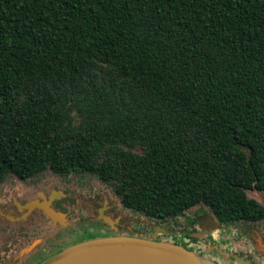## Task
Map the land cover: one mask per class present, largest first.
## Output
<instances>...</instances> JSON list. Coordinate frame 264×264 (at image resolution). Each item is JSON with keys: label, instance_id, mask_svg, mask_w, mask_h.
<instances>
[{"label": "trees", "instance_id": "16d2710c", "mask_svg": "<svg viewBox=\"0 0 264 264\" xmlns=\"http://www.w3.org/2000/svg\"><path fill=\"white\" fill-rule=\"evenodd\" d=\"M44 170L92 175L147 219L103 194L111 236L158 226L192 250L164 221H260L245 191L264 189V0H0V181ZM236 228L263 264L261 235Z\"/></svg>", "mask_w": 264, "mask_h": 264}, {"label": "flooded vegetation", "instance_id": "af4514ba", "mask_svg": "<svg viewBox=\"0 0 264 264\" xmlns=\"http://www.w3.org/2000/svg\"><path fill=\"white\" fill-rule=\"evenodd\" d=\"M49 185L45 190H40L37 186L29 190H21L18 193L9 190L7 186L3 187L5 190L0 189V264H35L34 262L44 253H50L54 249L60 250L64 245H60L58 240L61 232H63L62 234L68 232L70 242H76L84 235H92V238H97L118 231L116 226L119 218H111L108 215L112 204L107 198H104L103 191L85 190L80 194L75 188L66 189ZM31 203L45 205L53 213L60 214L61 220L52 221L37 207L28 211L26 206ZM100 210L102 215L110 219L111 225L104 223L99 218ZM203 215L212 218L207 212L196 215L194 218L195 228L188 230L192 232L191 234L201 232L202 227V231L205 232L202 236L207 235L204 229L206 224L202 218ZM226 226L220 225L219 229ZM240 236L243 237L241 234ZM210 239V236L209 238L202 237L205 242ZM242 239L245 245L249 244L246 237Z\"/></svg>", "mask_w": 264, "mask_h": 264}, {"label": "water", "instance_id": "95a60500", "mask_svg": "<svg viewBox=\"0 0 264 264\" xmlns=\"http://www.w3.org/2000/svg\"><path fill=\"white\" fill-rule=\"evenodd\" d=\"M33 207L41 209L52 221L61 220L60 214L53 213L45 205L31 203L26 209L29 211ZM98 214L104 223L111 225L110 219L102 215L101 210ZM202 218L207 234L220 228L210 216L203 215ZM162 231L163 229L154 226L148 239L117 235L86 240L64 248L42 264H215L197 256L192 250L158 240L157 235ZM200 231V236L205 233L202 227ZM228 258L233 264H253L248 256L232 254ZM230 261L224 264H231Z\"/></svg>", "mask_w": 264, "mask_h": 264}, {"label": "rangeland", "instance_id": "374dc122", "mask_svg": "<svg viewBox=\"0 0 264 264\" xmlns=\"http://www.w3.org/2000/svg\"><path fill=\"white\" fill-rule=\"evenodd\" d=\"M73 114L74 113L72 112L70 115L73 116ZM78 122H79V118L73 116V119L70 122V124L75 126L78 124ZM123 149H126V148H123ZM128 150L131 152H135V153L140 152L139 149L136 147L132 149H128ZM0 184H1L0 189L5 190V188L3 187L7 186L9 190L15 191L16 193H18L21 190H29L30 188L31 189L35 188L37 186L40 190H45L47 185L49 184L51 186L56 185V186H60L66 189L75 188L77 192H79L80 194L84 193L85 190H88V191L101 190L103 191L104 194L107 195V198L114 203V207L117 210V213L130 216V217L133 216L134 218L139 220L138 221L139 224H137L134 221H131V226L135 230L137 229L140 230L143 228L140 224L141 221L142 222L147 221V219H145L141 215L135 214L131 212L130 210H126L122 208L118 202V199L112 193L111 185L101 183L94 176L89 175V174L75 172V173H70L66 176H57V175L52 174L49 170H44L40 174L34 176L33 178L27 179L25 181H19L12 175H6ZM23 192H26V191H23ZM245 194L247 198L255 200L257 203H259L264 208V189L263 190H255V189L246 190ZM206 212H207V209L205 207L195 206V207H192L184 211L181 215L171 220H166L164 222L174 227L175 229L191 230L192 228H195V222H194L195 216L206 213ZM239 224L244 225V226H250L251 229L255 230V232L261 235L263 242H264V217L260 221L255 222V223H236L235 225H227L226 227H223L222 229H214L209 233V235L207 234L205 236L208 238L210 236L213 239H222L224 238V236L227 235L230 239H232V241L236 245H241L243 246L244 249H247L248 247L243 243L244 242V240L242 239L243 237L240 236V234L242 235V233L239 232L236 228V226ZM62 233L63 232H61V236L58 237L60 245L64 244L60 248V250L57 251L54 249L50 253H44L43 256H41L38 260L34 262L35 264H42L45 260H47L54 254L58 253L59 251L63 250L64 248L68 246H71V245H74V244H77L79 242H83L86 240L95 239V238H92V235H84V237H81L78 239L79 241L70 242V236L68 232H65V234H62ZM101 235L103 236V234ZM188 235L190 236L191 233H189ZM108 236H111V235H108ZM205 236L201 235L199 237L201 241L199 240V238H196L197 240L194 243H191V244H189L188 242H185V243L192 249V251L195 254H197V256L204 258V260L205 259L209 260L210 263L224 264V262L230 261L228 256H224V255L220 256L218 254L214 256H208V254H203L206 248L202 247V237H205ZM99 237L101 236H98L97 238ZM192 244L193 246H191ZM262 254H264V252L259 251V253H255L254 255L264 260V257L261 256ZM229 263L233 264V261H230Z\"/></svg>", "mask_w": 264, "mask_h": 264}, {"label": "crops", "instance_id": "0c3cea01", "mask_svg": "<svg viewBox=\"0 0 264 264\" xmlns=\"http://www.w3.org/2000/svg\"><path fill=\"white\" fill-rule=\"evenodd\" d=\"M199 234H201V232L193 233L190 236L193 237L194 239H196V238L200 237ZM199 240L201 241L200 238H199ZM191 246H193V244ZM203 248H204V246H203ZM205 248L207 250H204L203 254H208V256H214L216 254H218L220 256H223V255L228 256V255H232V254H237L239 256L242 255L243 257H246L245 253L248 251V248L244 249L243 246L236 245L232 241V239H230L227 235L224 236V238H222V239L211 238V240L209 241V244L205 245Z\"/></svg>", "mask_w": 264, "mask_h": 264}]
</instances>
